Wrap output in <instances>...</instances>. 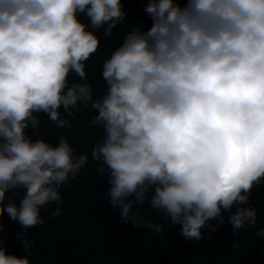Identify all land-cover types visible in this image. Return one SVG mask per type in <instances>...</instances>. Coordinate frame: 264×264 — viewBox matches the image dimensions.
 Segmentation results:
<instances>
[{
  "label": "clouds",
  "instance_id": "clouds-1",
  "mask_svg": "<svg viewBox=\"0 0 264 264\" xmlns=\"http://www.w3.org/2000/svg\"><path fill=\"white\" fill-rule=\"evenodd\" d=\"M122 9L121 0H0V215L24 228L43 222L41 206L62 202L59 186L87 159L74 161L63 139L57 147L26 139L27 120L44 111L63 127L61 105L91 100L89 85L64 91L69 71L84 77L99 44L77 13L93 27L108 23L110 34ZM144 11L150 29L130 32L104 63L109 91L92 107L107 136L93 157L108 166L122 218L135 222L126 198L143 202L155 185L152 206L200 239L207 221L222 222L221 210L245 203L264 179V0H148ZM20 186V206H3ZM255 216L241 208L229 219L239 229ZM0 264L30 262L0 247Z\"/></svg>",
  "mask_w": 264,
  "mask_h": 264
},
{
  "label": "water",
  "instance_id": "water-1",
  "mask_svg": "<svg viewBox=\"0 0 264 264\" xmlns=\"http://www.w3.org/2000/svg\"><path fill=\"white\" fill-rule=\"evenodd\" d=\"M147 2L121 0L125 16L110 34L108 23L93 27L86 13H77V19L99 44L83 62L84 77L69 71L64 91L76 84L89 85L91 100L78 101L67 110L61 105L59 120L68 122L63 127L47 112H33L36 124L29 117L23 131L26 139L43 140L52 147L59 146L62 139L67 141L73 160L83 155L86 163L69 183L59 186L62 202L40 207L42 223L24 228L6 211L0 215V247L8 254L27 257L30 264H264V179L253 184L245 203L234 204L230 211L221 210L222 222L220 217L207 221L200 239L183 236L179 223H173L165 210L152 206L155 185L149 186L143 202L135 195L126 198L133 201L130 215L136 217L135 222L122 218V208L111 203L110 171L102 160L93 157L94 148L104 143L107 134L102 122L93 123L99 113L92 103L109 91L103 77L105 61L130 32L150 29L152 19L144 11ZM177 2L184 6L186 0ZM25 194V187L10 188L3 206L11 203L19 207ZM58 208L60 214L53 216ZM241 208L255 210V223L246 221L236 229L229 218Z\"/></svg>",
  "mask_w": 264,
  "mask_h": 264
}]
</instances>
